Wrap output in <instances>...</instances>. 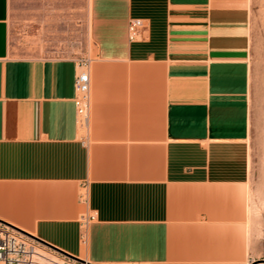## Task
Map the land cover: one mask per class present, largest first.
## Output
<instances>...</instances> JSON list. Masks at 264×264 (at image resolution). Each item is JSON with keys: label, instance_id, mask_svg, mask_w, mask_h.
Masks as SVG:
<instances>
[{"label": "crops", "instance_id": "crops-1", "mask_svg": "<svg viewBox=\"0 0 264 264\" xmlns=\"http://www.w3.org/2000/svg\"><path fill=\"white\" fill-rule=\"evenodd\" d=\"M11 9L0 0V221L91 264H248L249 8L89 0L87 130L78 60L12 54Z\"/></svg>", "mask_w": 264, "mask_h": 264}, {"label": "rangeland", "instance_id": "rangeland-1", "mask_svg": "<svg viewBox=\"0 0 264 264\" xmlns=\"http://www.w3.org/2000/svg\"><path fill=\"white\" fill-rule=\"evenodd\" d=\"M249 8L251 133L249 203L257 242L248 264L264 259V0H241ZM89 0H12L11 52L20 57L84 58L96 52L88 33ZM255 261V262H254Z\"/></svg>", "mask_w": 264, "mask_h": 264}, {"label": "built area", "instance_id": "built-area-1", "mask_svg": "<svg viewBox=\"0 0 264 264\" xmlns=\"http://www.w3.org/2000/svg\"><path fill=\"white\" fill-rule=\"evenodd\" d=\"M142 20L130 22L131 39L138 38L143 29ZM74 98L79 126L87 130L91 115V61L78 59ZM0 264H91L68 255L14 227L0 223Z\"/></svg>", "mask_w": 264, "mask_h": 264}, {"label": "water", "instance_id": "water-1", "mask_svg": "<svg viewBox=\"0 0 264 264\" xmlns=\"http://www.w3.org/2000/svg\"><path fill=\"white\" fill-rule=\"evenodd\" d=\"M0 223H3V224H6V223H4V222H2V221H0ZM10 226H12V225H10ZM13 227V226H12ZM15 229H17L16 227H14ZM17 230H19V231H21L20 229H17ZM21 232H23V233H25V234H27V235H29L28 233H26V232H24V231H21ZM29 236H31V235H29ZM37 240H39V239H37ZM40 241V240H39ZM42 242V241H41ZM44 243V242H43ZM46 244V243H45ZM50 246V245H49ZM252 264H264V259H262V260H260V261H257L256 263H252Z\"/></svg>", "mask_w": 264, "mask_h": 264}]
</instances>
